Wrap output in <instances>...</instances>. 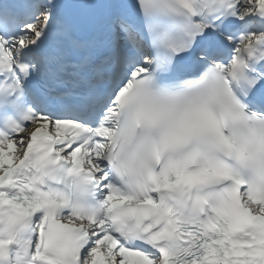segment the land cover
<instances>
[{"label":"snow or ice","instance_id":"1","mask_svg":"<svg viewBox=\"0 0 264 264\" xmlns=\"http://www.w3.org/2000/svg\"><path fill=\"white\" fill-rule=\"evenodd\" d=\"M0 264H264V0H0Z\"/></svg>","mask_w":264,"mask_h":264}]
</instances>
